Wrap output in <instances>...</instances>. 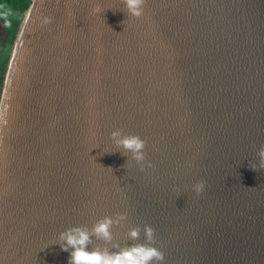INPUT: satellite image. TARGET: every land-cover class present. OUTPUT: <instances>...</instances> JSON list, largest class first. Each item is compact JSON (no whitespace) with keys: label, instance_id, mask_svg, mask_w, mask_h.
Listing matches in <instances>:
<instances>
[{"label":"water","instance_id":"water-1","mask_svg":"<svg viewBox=\"0 0 264 264\" xmlns=\"http://www.w3.org/2000/svg\"><path fill=\"white\" fill-rule=\"evenodd\" d=\"M124 11L29 0L0 94V264H68L59 233L124 212L115 241L149 225L163 264H264V0ZM117 129L152 168L124 167Z\"/></svg>","mask_w":264,"mask_h":264},{"label":"clouds","instance_id":"clouds-1","mask_svg":"<svg viewBox=\"0 0 264 264\" xmlns=\"http://www.w3.org/2000/svg\"><path fill=\"white\" fill-rule=\"evenodd\" d=\"M124 12L127 16L140 18L144 12L146 0H122ZM101 11L99 7L93 12ZM50 22V21H49ZM109 139L119 149L121 155L129 161H134L139 171L152 168L145 155L146 141L138 135H125L120 129L110 133ZM258 163L248 161V167L252 171H264V144L256 150ZM206 182L201 179L192 186L196 195L203 193ZM180 196L179 194L177 197ZM128 215L115 213L112 217L105 216L96 220L91 228L86 226L70 227L59 233L57 245L61 251L69 253L68 264H163L164 253L155 247V230L144 225L132 227L127 232V238L131 244H120L115 241L113 229L123 228ZM141 233L143 242L140 243Z\"/></svg>","mask_w":264,"mask_h":264},{"label":"trees","instance_id":"trees-1","mask_svg":"<svg viewBox=\"0 0 264 264\" xmlns=\"http://www.w3.org/2000/svg\"><path fill=\"white\" fill-rule=\"evenodd\" d=\"M29 0H0V87L7 54L27 9Z\"/></svg>","mask_w":264,"mask_h":264},{"label":"rangeland","instance_id":"rangeland-1","mask_svg":"<svg viewBox=\"0 0 264 264\" xmlns=\"http://www.w3.org/2000/svg\"><path fill=\"white\" fill-rule=\"evenodd\" d=\"M9 57H10V52L7 54V57H6V62H5V65H4L3 78H4V75H5V72H6V68H7V64H8V61H9ZM2 82H3V80H2ZM1 88H2V84H1V87H0V94H1Z\"/></svg>","mask_w":264,"mask_h":264},{"label":"bare ground","instance_id":"bare-ground-1","mask_svg":"<svg viewBox=\"0 0 264 264\" xmlns=\"http://www.w3.org/2000/svg\"><path fill=\"white\" fill-rule=\"evenodd\" d=\"M27 14V13H26Z\"/></svg>","mask_w":264,"mask_h":264}]
</instances>
